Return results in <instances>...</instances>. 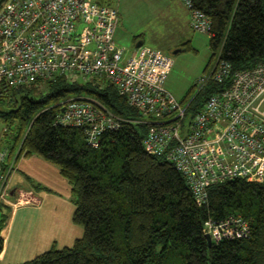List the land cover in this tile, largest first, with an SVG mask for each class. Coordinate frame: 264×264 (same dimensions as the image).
Segmentation results:
<instances>
[{"label":"trees","instance_id":"trees-1","mask_svg":"<svg viewBox=\"0 0 264 264\" xmlns=\"http://www.w3.org/2000/svg\"><path fill=\"white\" fill-rule=\"evenodd\" d=\"M194 2L211 18L213 57L220 52L234 68L264 62V0ZM84 78L60 74L45 81L47 93L36 83L0 82V117L17 122L15 140L23 136L19 152L43 155L60 166L73 183V218L84 226L72 245L9 264H264V180H221L199 204L176 162L145 149L150 123L142 121L143 113L112 82ZM224 85L210 80L195 91L187 119ZM70 93L98 98L122 119L121 126L91 145L83 127L57 120L58 103ZM231 212L250 221V236L210 242L205 221ZM6 218L0 220V254Z\"/></svg>","mask_w":264,"mask_h":264},{"label":"built area","instance_id":"built-area-1","mask_svg":"<svg viewBox=\"0 0 264 264\" xmlns=\"http://www.w3.org/2000/svg\"><path fill=\"white\" fill-rule=\"evenodd\" d=\"M183 1L192 27L210 32L206 11L194 0ZM119 19V7L102 0H3L0 82L26 86L68 72L112 82L150 123L145 149L176 162L199 204L207 200L209 186L221 180H264V114L257 105L264 96V62L234 68L218 52L217 64L200 76L198 89L210 80L225 85L188 120L192 99L179 100L165 87L173 56L145 44L125 56L115 40ZM58 104L57 120L83 127L91 145H99L104 131L121 126L122 119L94 96L71 95ZM15 165L11 151L0 150V201L14 192ZM204 231L215 241L246 238L251 224L242 213L231 212L208 218Z\"/></svg>","mask_w":264,"mask_h":264},{"label":"crops","instance_id":"crops-1","mask_svg":"<svg viewBox=\"0 0 264 264\" xmlns=\"http://www.w3.org/2000/svg\"><path fill=\"white\" fill-rule=\"evenodd\" d=\"M257 105L264 114V96ZM15 161L10 178L15 190L0 201V208L7 209L0 264L22 262L53 246L72 245L84 233V226L73 218V183L60 166L37 153L18 152Z\"/></svg>","mask_w":264,"mask_h":264},{"label":"rangeland","instance_id":"rangeland-1","mask_svg":"<svg viewBox=\"0 0 264 264\" xmlns=\"http://www.w3.org/2000/svg\"><path fill=\"white\" fill-rule=\"evenodd\" d=\"M119 7L117 44L125 49V56L136 54L137 42L160 47L174 58V65L165 87L179 100L191 99L198 90L199 78L217 64L213 57L210 32L195 30L190 24V11L183 0H103ZM189 44V48L185 43ZM178 49V51H175ZM70 80L86 82L83 74L68 72ZM95 82V81H94ZM37 90L49 92L48 84L36 83ZM73 94H68L71 96ZM10 123V124H8ZM10 126V127H9ZM7 128V130L5 129ZM17 122L0 117V150L8 149L15 157L21 146ZM25 134V133H24ZM7 211L0 208V220Z\"/></svg>","mask_w":264,"mask_h":264},{"label":"water","instance_id":"water-1","mask_svg":"<svg viewBox=\"0 0 264 264\" xmlns=\"http://www.w3.org/2000/svg\"><path fill=\"white\" fill-rule=\"evenodd\" d=\"M143 43V41L142 40H140V41H138L137 42V45H141ZM175 51H178V49H176ZM62 111H64V108L62 109ZM15 190V189H14ZM13 190V191H14ZM207 234V236H208V239H209V241L211 242L212 241V236H211V234L210 233H206Z\"/></svg>","mask_w":264,"mask_h":264}]
</instances>
